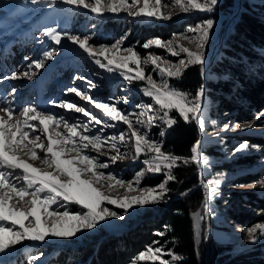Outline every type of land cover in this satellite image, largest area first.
<instances>
[{"label":"snow or ice","instance_id":"obj_1","mask_svg":"<svg viewBox=\"0 0 264 264\" xmlns=\"http://www.w3.org/2000/svg\"><path fill=\"white\" fill-rule=\"evenodd\" d=\"M219 0H174V5L181 12L188 13L197 10L204 13H212ZM30 4L36 7L47 6L57 8L58 4H63L70 8H84L97 17H103L106 13L119 14L126 12L134 18H147L155 20H168L170 14L162 12V0H11L5 6L10 9L25 8ZM95 27V25H93ZM214 28V21L207 19L190 28V32L196 33L195 39H189V43H194L196 50L179 47L172 41H162L155 38L146 42L145 49L152 45L166 48L172 56L184 54L185 58L173 63L162 57L149 55L145 63H151L159 69L161 79L155 80L152 75H146L140 66L141 57L133 48L122 47L125 37H121L111 45H93L90 43V36H80L71 32L60 30L59 24L55 27L46 26L42 36L47 37L57 46H63L64 41L78 46L83 53L100 68L109 73L118 69L120 75L131 83L133 80L146 81V86L141 89L143 96L150 98L151 103L144 102L136 107L139 112L125 113L118 109L115 104H108L94 101L91 97H83V94L75 88L68 89L76 95L88 99L96 108L101 109L113 123L105 124L101 119L93 116L86 109L75 106L69 102H52L54 106L83 113L88 117L87 122L77 121L70 123L63 117L46 112L34 105L23 107L17 114L16 110L10 107L0 106V254L7 255L8 251L23 241L44 243L46 239L68 240L77 237L78 234L94 230L97 225L108 218L123 220L124 215L102 207L107 203L123 209L128 213L134 206L144 207L155 204L164 199L169 192L167 184L175 180L173 169L179 167L178 162L188 164L194 162L203 171L205 167H210L211 162L203 153V140L198 139L191 148L190 158L178 157L170 153H165L156 141L148 138V133L152 127L165 125L171 127L176 120L170 113L175 110L179 117L185 122H195L201 132H205L208 121L207 105L205 103V86L202 84L194 96L183 92L170 85L171 78H178L189 65H199L201 74L207 71V60L205 47L209 42L211 31ZM41 43H44L41 40ZM97 53L104 55L107 63H103L97 58ZM107 53H117L123 55L120 59L117 55H105ZM56 54V49L44 51L42 59L33 61L29 66L30 71L24 73L13 72L6 76V80H17L21 76L32 79L35 75L31 69H41L45 67V62L52 60ZM136 64L135 75H129L133 69L129 64ZM162 65V66H161ZM81 78L82 77H78ZM94 87V85H93ZM12 93L16 92L15 87ZM123 103H130L128 97L123 98ZM147 119H144V117ZM133 117L135 120L133 121ZM38 121V124L32 123ZM115 122H122L127 125L128 132H121L119 137H104L99 132L93 134L92 123L104 125V127H115ZM159 122V124L157 123ZM210 123L215 126L216 121ZM134 125H138L136 127ZM63 126L64 131H59ZM248 124L247 127H252ZM230 125L225 124L227 130ZM102 131V130H101ZM166 128L161 129L164 135ZM40 132L39 135L33 133ZM133 141L135 150L134 159L141 155L145 158L142 163L145 168L137 173L136 184L139 185L140 178L146 173L163 174L165 179L156 188L140 189L133 187L131 183H125L117 179L111 173L105 174L100 169L109 167L108 163L100 162L96 157L87 154L86 150L100 152L102 147H109L116 155H111L109 159L115 163L118 158H125L128 153H121L119 145H127L128 140ZM246 143L240 144L235 149L236 152L246 150ZM37 149L44 153L40 158ZM150 154V155H149ZM41 159L45 166L43 169L32 167L28 161ZM109 183L105 185L103 181ZM22 181L18 185L16 182ZM221 179H216L210 183H203L205 197L203 202V215L197 216L198 221L204 220L212 215L213 209L211 201L220 194L219 188ZM264 188V179L258 181ZM116 185L126 187L128 192H139L137 196L126 197L124 199H112L101 188L112 189ZM183 194V193H182ZM75 203L87 211L80 213H70L66 205ZM53 205L65 208L63 212L54 209ZM200 224L196 225L197 236H200ZM163 236L164 233H158ZM249 243H257L264 237V223H258L246 230ZM204 239H208L207 232ZM158 243V242H154ZM164 249L162 247H148L145 252L138 255L139 261L151 259L159 260V264H173L181 259L174 253H168L171 260H164ZM43 253L32 255L28 264H33Z\"/></svg>","mask_w":264,"mask_h":264},{"label":"rangeland","instance_id":"obj_2","mask_svg":"<svg viewBox=\"0 0 264 264\" xmlns=\"http://www.w3.org/2000/svg\"><path fill=\"white\" fill-rule=\"evenodd\" d=\"M232 1L234 3L233 6L227 7L226 0H219L212 13H204L197 10L184 13L174 5V0H162V4L167 5V7H163L161 10L165 14H170L171 18L168 20H155L134 18L126 12L119 14L106 13L103 17H97L87 9H69L63 4H58L55 10L47 6L36 7L30 4L25 8L10 9L5 5L11 2V0H0V106L13 108L18 114L23 107L34 105L46 112L55 114L57 117H63L70 123H76L77 121L87 122L88 117H85L80 112L54 106L52 102H56V104L59 102H69L75 106L82 107L96 118L103 120L105 124L113 122L108 119L101 109L96 108L93 103H89L88 99L83 97H91L97 102L115 104L118 109L125 113L139 112L140 110L136 107L138 104L144 102L151 103L150 98L144 97L141 91L146 86V81L133 80L129 83L119 74L120 71H127L126 69H118L112 73L107 72L95 64L78 46L72 45L67 41H64L63 46L55 45L47 37L42 36L43 29L46 26L55 27L59 24L60 30L80 36H90V43L96 46L111 45L121 37L126 36L122 47L133 48L139 57H141L140 66L145 74L152 75L155 80L159 81L161 79L159 69L150 62L145 63L150 54L162 57L173 63H178L185 56L183 53L180 56H172L166 48L155 45L145 49L143 45L149 40L159 38L162 41H172L179 47L195 51V44L189 43L188 38L194 40L196 33L190 32L189 29L194 28L204 20L212 19L214 21V28L211 31L209 42L204 50L207 60L211 51L216 46L218 51H220L221 42H223V39L231 29L239 13L241 3L247 1L250 4H261L264 2V0ZM128 2L131 3V0H128ZM151 2L154 3V0H151ZM20 3H24V0H20ZM169 26H175L177 31L172 30V32H167L164 36L151 34L160 32L161 30L159 29H166ZM41 40L44 43H41ZM52 49H56V54L52 60L45 62L44 68L38 70L31 69V71L35 72L32 79H27L23 76L17 80L5 79L6 76L11 75L13 72L24 73L30 71L29 66L32 62L42 59L43 52ZM105 55H117L120 59H123V55L117 53H107ZM97 58L103 63H107L104 55L97 53ZM136 67V64H129V68L133 69L129 75H135ZM210 68L208 70V80L214 77L209 72ZM78 77H82V79ZM178 78H171L169 80L172 87L176 88L174 80ZM13 87L16 89L14 94L11 91ZM71 88L80 91L83 97L76 95L75 92L68 91ZM124 97H128L130 103H123ZM205 98L209 122L204 133L207 143L202 146V150L211 164L210 167L203 169V183H210L211 185V182L221 178L222 183L219 188L220 194L211 201L212 215L202 221H198V214L203 215L202 208L200 212L193 214L192 220L198 255L205 264H216V257L213 251L214 245L232 246L234 251L241 252L251 251L254 249L253 246L255 244L264 242V237H261L257 243H249L246 230L250 226L243 227L236 222L228 221L227 216L229 211L235 214L238 213L239 215L237 216H241V214L258 215L259 212L256 208L248 206L245 202H243L244 204L236 205V201L238 200L235 199L242 201L245 199V196L242 194L246 192H252L257 198L264 199V188L258 183V181L264 179V156L260 155V148L255 147H247L246 150L239 152L235 151L236 148L227 151L226 142L227 139V141H232L234 140V136L243 133L264 135V111L256 113L250 122L244 124L236 123L235 121L224 123L225 117L223 116L224 119H216L217 123L213 126L209 119L210 103L206 97V90ZM0 115H3V113H0ZM144 119H147V117L145 116ZM134 120L135 117H133ZM32 123L38 124V121H33ZM157 123L159 124V122ZM115 124V127H104V125H95L94 123L90 126L92 127L93 134L99 132L104 137H119L121 132H128L127 125H124L122 122H115ZM225 124L230 125L227 130L224 129ZM248 124H252L253 126L247 127ZM134 126L139 127L138 125ZM162 128L167 129L168 127L165 125L152 127L148 133V138L159 143L160 137L163 136L161 135ZM59 131H64L63 126L60 127ZM33 134L39 135L41 133L36 132ZM118 146H120L121 153L127 152L128 155L125 158H118L115 163L109 157L116 155V153L107 146L102 147L100 152L86 151L88 155L96 157L100 162L109 164L108 168L100 169L99 171L104 172L106 175L111 173L126 184L131 183L133 187L149 189L145 185L146 181L154 177H164L163 174L146 173L140 178V183L137 185V173L145 168L142 161L147 157L141 155L138 159H134L135 150L131 139L128 140L126 146L119 145V142ZM208 149L220 153L221 157L206 153ZM37 152L40 158L44 156V153L39 149H37ZM246 154H253L256 157L254 158L255 164L248 169L232 166V172L229 174L211 176L212 169L215 166L227 163L235 156ZM28 163L36 168L43 169L45 167L41 159L29 160ZM206 178L207 180L205 181ZM234 179H240L241 181L248 180L249 182H240L241 184L234 185L232 183L235 182ZM16 183L20 185L22 181H17ZM103 183L107 185L109 182L105 180ZM100 190L112 199H124L139 195V192H128L126 187H120L119 185H116L112 189L104 187ZM217 201H220V204L225 208L223 212L220 210ZM156 204L144 207L134 205L128 213H124L123 209L104 203L102 207H107L111 211L124 215L125 218L123 220H118L114 217L108 218L97 225L94 230L82 232L77 237L68 240L48 238L44 243L23 241L9 250L7 255L0 254V264H28V260L32 255H39L40 253H43V256L34 261L33 264H47L50 258L55 257L60 251H69L91 242L95 238H104L105 236L116 235L124 231L134 232V225L139 223L143 217V213L148 210L154 211ZM53 208L61 212L67 209L70 213L87 211L75 203L66 205V209L57 205H53ZM197 223L200 224L201 228L199 237L196 233ZM205 232L208 234V239H204ZM260 257H264V251L260 253ZM146 260L153 261L151 259ZM136 261L139 260L137 259Z\"/></svg>","mask_w":264,"mask_h":264},{"label":"trees","instance_id":"obj_3","mask_svg":"<svg viewBox=\"0 0 264 264\" xmlns=\"http://www.w3.org/2000/svg\"><path fill=\"white\" fill-rule=\"evenodd\" d=\"M226 3L227 7L234 4L232 0H226ZM159 30L161 31H153L151 34L164 36L172 30L177 31L175 26ZM209 72L214 76L208 80L206 86L210 120H222L224 116V123L235 121L244 124L250 122L256 113L264 111V2L241 3L239 13L223 39L218 58ZM202 84L199 65H189L182 75L174 80L175 87L190 96H194ZM170 115L175 118L176 123L166 129L159 144L165 153L190 158V150L199 139L198 129L194 122H185L177 112L172 111ZM233 138L232 141L226 140L227 151L246 143L248 148H260V155L264 156V135L243 133ZM206 153L221 157L220 153L212 149H208ZM254 158L256 157L253 154L235 156L229 162L215 166L211 176L229 174L232 172V166L248 169L255 164ZM178 163L180 166L173 169L176 179L167 184L169 192L156 204L154 211L143 213L139 223L134 225V232L124 231L104 238H95L69 251H60L50 258L47 264H159L158 260L136 261L138 255L148 247H162L164 260H171L168 253L179 256L181 259L173 264H205L196 250L192 220L193 214L202 210L204 202V190L199 184V171L194 162ZM164 179L165 177H154L146 181L145 185L149 189L156 188ZM234 180V185L249 182ZM242 195L245 199H235L238 200L236 205L245 202L248 206L256 208L258 215L237 216L238 213L229 211L228 221L243 227H252L264 222V199L257 198L252 192ZM217 203L223 212L225 208L220 201ZM253 247L251 251L236 252L232 246L214 245L216 264H264V257H260V253L264 251V242Z\"/></svg>","mask_w":264,"mask_h":264},{"label":"bare ground","instance_id":"obj_4","mask_svg":"<svg viewBox=\"0 0 264 264\" xmlns=\"http://www.w3.org/2000/svg\"><path fill=\"white\" fill-rule=\"evenodd\" d=\"M6 47V46H5ZM219 55V51L217 49V46L211 51L208 59H207V71L206 73L203 75L204 78H208V70H209V65L212 61H215L217 56ZM201 132V131H200ZM205 132H201V136H200V139L203 140V145L205 143H207V138L205 137L204 135ZM203 174V172H202Z\"/></svg>","mask_w":264,"mask_h":264},{"label":"water","instance_id":"obj_5","mask_svg":"<svg viewBox=\"0 0 264 264\" xmlns=\"http://www.w3.org/2000/svg\"><path fill=\"white\" fill-rule=\"evenodd\" d=\"M222 43L223 42H221V45H222ZM221 47V46H220ZM219 53H220V51H219ZM218 57V56H217ZM214 62L215 61H212L211 63H210V65H209V68L214 64ZM201 78H202V81H203V85L205 86V90H206V86H207V82H208V78H204L203 77V75L201 74ZM205 100H206V98H205ZM195 123V122H194ZM195 125H196V127H197V129H198V134H199V139H200V136H201V132H200V130H199V127L197 126V124L195 123ZM197 166V165H196ZM198 168V167H197ZM198 171H199V184H200V186L202 187V189L204 190V192H205V189L203 188V174H202V172L203 171H201L199 168H198ZM205 197V196H204Z\"/></svg>","mask_w":264,"mask_h":264}]
</instances>
